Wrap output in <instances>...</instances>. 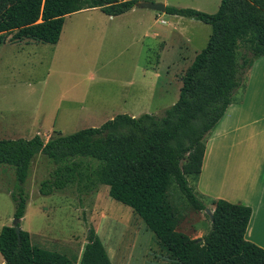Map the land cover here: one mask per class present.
Returning <instances> with one entry per match:
<instances>
[{
    "label": "trees",
    "instance_id": "obj_1",
    "mask_svg": "<svg viewBox=\"0 0 264 264\" xmlns=\"http://www.w3.org/2000/svg\"><path fill=\"white\" fill-rule=\"evenodd\" d=\"M143 0H0V46L32 41L55 45L64 18L98 8L118 16ZM166 14L198 21L211 28L205 47L182 76L177 101L160 115L119 114L99 127L56 135L44 142L0 139V166L13 168L17 189L10 193L13 219L24 217V183L37 155L51 162L40 182L42 196L72 190L80 204L101 186L114 201L129 207L153 233L171 264H264V249L245 239L249 206L212 201L214 220L201 238L176 231L181 220L168 197L175 185L194 211L206 207L189 184L197 180L205 140L243 90L252 62L264 56V0H221L208 14L166 6ZM205 213V212H204ZM21 226V222L18 224ZM0 229L3 264H73L65 255L35 247L22 230ZM79 264H112L104 244L90 227Z\"/></svg>",
    "mask_w": 264,
    "mask_h": 264
},
{
    "label": "rangeland",
    "instance_id": "obj_2",
    "mask_svg": "<svg viewBox=\"0 0 264 264\" xmlns=\"http://www.w3.org/2000/svg\"><path fill=\"white\" fill-rule=\"evenodd\" d=\"M135 12L146 22L149 16L158 15L156 23L148 21L152 28H169L170 17L166 14L145 9ZM119 18L123 19L114 21L120 27L115 36L107 34L110 29L104 30L106 16L94 11L66 16L55 45H23L27 43L23 41L0 46V139L39 136L47 140L59 133L64 136L99 127L119 114L157 116L177 101L182 76L194 52L205 47L210 26L196 22L203 29L194 30L193 46L187 51L164 53L158 72L147 66L154 64L160 47L140 36L136 44L130 42V37L126 41L128 22L123 16ZM94 19L102 23L93 25ZM142 73L148 76L145 90ZM155 73L160 79L154 78ZM148 81L155 83L149 85ZM51 165L44 156L37 155L24 183L27 203L21 226L30 234L33 245L60 254L72 253L84 245L92 227L112 264H171L153 233L129 207L109 197L107 186L88 195L82 204L72 190L40 195L39 184L47 178ZM188 182L194 187L191 178ZM17 187L13 168L0 166V229L12 225L15 206L10 193ZM168 197L181 218L176 231L192 239L209 231L207 215L194 211L175 185L170 187ZM259 210L253 224L259 222V217L261 221L255 222L250 231L256 236L258 230L259 238L247 240L264 249V195Z\"/></svg>",
    "mask_w": 264,
    "mask_h": 264
},
{
    "label": "crops",
    "instance_id": "obj_3",
    "mask_svg": "<svg viewBox=\"0 0 264 264\" xmlns=\"http://www.w3.org/2000/svg\"><path fill=\"white\" fill-rule=\"evenodd\" d=\"M220 1L158 0L155 2H162L165 6L191 8L213 14L217 11ZM136 10L141 9L133 8L118 16H108L98 8L85 9L76 13L83 15L100 11L107 18V26L104 30L110 29L107 34H111V36H115L120 28L114 21L123 19L119 17H125L128 22L126 41L130 37V42L136 44L140 40V38L137 39L140 36L155 41L157 46L160 47L154 64L147 66L148 68H154V71L161 68L164 53L182 51V49L187 51L196 41L194 30L203 29L196 24L198 21L192 19L187 21L185 20L187 18L168 14L166 15L170 17V21L167 30L152 28L148 25V21L153 20L156 23L159 16H149L150 19L146 22L141 14H135ZM94 21L93 25L100 23L98 19H94ZM161 24H165V21L161 20ZM26 42L23 45H28L32 41ZM194 54L197 53L194 52ZM141 76L145 90L148 76L145 73H142ZM154 78L160 79V75L155 73ZM153 83L155 82L148 81L149 85ZM48 138L42 140L47 142L53 139V137ZM193 186L196 195L209 206L211 212L214 209L211 202L218 199L249 206L252 214L245 232V239L258 240L257 233L256 236H252L250 231L255 222L260 223L261 221L259 217V222L255 220L253 224L254 219L257 218L256 215H260L259 205H261L262 195H264V56L256 58L252 62L247 72L245 88L235 95V100L228 106L223 117L207 136L201 171ZM20 222H22V219ZM30 242L32 244L31 236ZM83 246L72 253L63 251L61 254L67 256L73 264H79ZM73 253H76V255H73Z\"/></svg>",
    "mask_w": 264,
    "mask_h": 264
},
{
    "label": "water",
    "instance_id": "obj_4",
    "mask_svg": "<svg viewBox=\"0 0 264 264\" xmlns=\"http://www.w3.org/2000/svg\"><path fill=\"white\" fill-rule=\"evenodd\" d=\"M134 8L151 10V11H155V12H158V13L166 14V9H165L166 6L162 2L150 3V2L140 1V2H136L135 3ZM204 212L209 217L211 223H213L214 217H213L212 212L208 208H205ZM19 222H20L19 219H13V222H12V225H11L14 228V230H15L18 242H20L19 234H20V231H21V226L18 225Z\"/></svg>",
    "mask_w": 264,
    "mask_h": 264
},
{
    "label": "bare ground",
    "instance_id": "obj_5",
    "mask_svg": "<svg viewBox=\"0 0 264 264\" xmlns=\"http://www.w3.org/2000/svg\"><path fill=\"white\" fill-rule=\"evenodd\" d=\"M254 226H255V224H254ZM254 226H253V228H254ZM256 229H258V228H256ZM254 230H255V229H254ZM252 231H253V230H252ZM256 232L258 233V230H256ZM254 235H256L255 232H254ZM257 235H258V234H257Z\"/></svg>",
    "mask_w": 264,
    "mask_h": 264
}]
</instances>
